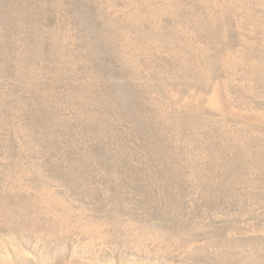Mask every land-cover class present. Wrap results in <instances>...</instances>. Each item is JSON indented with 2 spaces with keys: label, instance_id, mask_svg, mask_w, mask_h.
<instances>
[{
  "label": "rangeland",
  "instance_id": "374dc122",
  "mask_svg": "<svg viewBox=\"0 0 264 264\" xmlns=\"http://www.w3.org/2000/svg\"><path fill=\"white\" fill-rule=\"evenodd\" d=\"M0 264H264V0H0Z\"/></svg>",
  "mask_w": 264,
  "mask_h": 264
}]
</instances>
